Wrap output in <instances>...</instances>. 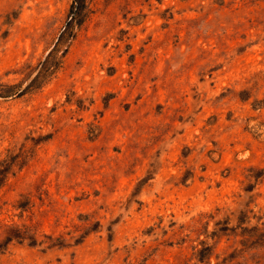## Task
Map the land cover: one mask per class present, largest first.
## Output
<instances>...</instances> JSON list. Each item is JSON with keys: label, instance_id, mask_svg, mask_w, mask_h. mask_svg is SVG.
<instances>
[{"label": "rangeland", "instance_id": "374dc122", "mask_svg": "<svg viewBox=\"0 0 264 264\" xmlns=\"http://www.w3.org/2000/svg\"><path fill=\"white\" fill-rule=\"evenodd\" d=\"M89 1L54 77L0 99V221L69 245L1 228L0 264H207L203 241L235 264L239 239L212 232L264 215V0ZM70 3L0 0V83L26 85Z\"/></svg>", "mask_w": 264, "mask_h": 264}, {"label": "trees", "instance_id": "16d2710c", "mask_svg": "<svg viewBox=\"0 0 264 264\" xmlns=\"http://www.w3.org/2000/svg\"><path fill=\"white\" fill-rule=\"evenodd\" d=\"M91 13L89 0H71L65 23L44 57L37 63L34 74L23 87L21 85L0 83V99L18 98L25 94L35 92L47 84L62 67L72 43ZM8 170V165L1 162L0 177L7 175ZM248 177L252 179L254 176L249 175ZM28 204L29 200H27V202L24 200L19 201L15 208L20 210L21 213H24ZM247 213H252V211L240 212V214H224V216L215 223V226H220V228L217 232H212V236H217L218 233L223 236L231 235L233 238L239 239L238 241L242 248L238 251L236 256L233 254L230 260L239 259L235 264H246L248 258H245V254L250 256L249 259L260 255L264 258V221H262L264 215ZM23 215L24 214H19V216H17L20 222H13L11 220L9 224H6L0 221V229H5L6 244L11 242L20 244L26 243L28 246L43 247L45 250L63 248L69 245L66 238L63 236L54 237L43 235L41 239V236L38 235L36 230L31 229L30 226L21 222ZM211 219L213 220L214 218L211 217ZM90 231H94V228L86 229L84 235L88 234ZM82 238L81 236V240ZM71 240H73L75 244H78L80 241V239L74 237H71L68 241ZM200 245L201 249L194 252V254H197L196 257L199 262L206 260L207 264H210L212 247L207 246L204 241L200 242Z\"/></svg>", "mask_w": 264, "mask_h": 264}]
</instances>
